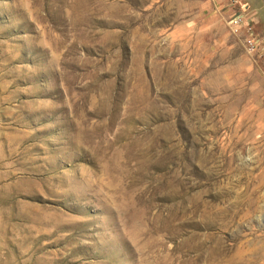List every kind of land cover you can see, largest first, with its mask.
<instances>
[{"label": "rangeland", "instance_id": "rangeland-1", "mask_svg": "<svg viewBox=\"0 0 264 264\" xmlns=\"http://www.w3.org/2000/svg\"><path fill=\"white\" fill-rule=\"evenodd\" d=\"M0 264H264V0H0Z\"/></svg>", "mask_w": 264, "mask_h": 264}]
</instances>
